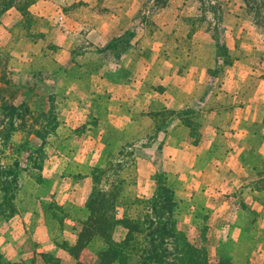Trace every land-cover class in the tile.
Here are the masks:
<instances>
[{
    "label": "crops",
    "instance_id": "1",
    "mask_svg": "<svg viewBox=\"0 0 264 264\" xmlns=\"http://www.w3.org/2000/svg\"><path fill=\"white\" fill-rule=\"evenodd\" d=\"M34 6L28 10H34ZM14 17L11 9L6 10L0 16V29L11 27ZM77 26L73 29L76 43L66 39L56 60L67 72V104L61 107V114L66 115L68 124L74 123L70 128L83 124L86 133L78 139L57 140L66 147L62 153L47 145V178L53 186L47 198L83 209L96 185V170L101 178H116L114 170L124 176L121 185L128 192H120L117 198H149L152 177L165 173L180 182L172 191L176 201L191 202L198 194H227L232 200L230 207L236 211L228 224L233 225L229 233L232 240L240 234L241 211L253 210L258 226L264 224L260 214L264 208V188L260 186L264 172L257 169L249 153L256 146L264 158V137L253 141L246 128V120L252 122L255 114H260L252 102L264 97V81L256 78L246 102L242 97L245 77L241 61L197 60L186 48H164L157 42L151 44L150 52L149 42L141 34L136 39L131 36L123 50H115L114 55L117 45L111 40L122 33L109 37L107 26L84 32ZM214 69L219 72L212 74ZM73 97L80 103L70 105ZM162 113L170 115L163 123ZM220 115H224L223 123ZM260 123L264 129L263 118ZM131 175L134 181H130ZM110 189L108 184L100 191L107 193ZM221 203L225 206L226 200L218 202L224 207ZM14 208L0 221L3 258L19 262L33 256L35 264L75 263L62 245L74 246L80 227L77 220L64 216L58 228L39 202ZM124 235L125 230L119 226L112 231L113 241H121ZM41 255H50L56 261L45 263ZM260 257L258 254L257 261Z\"/></svg>",
    "mask_w": 264,
    "mask_h": 264
},
{
    "label": "rangeland",
    "instance_id": "2",
    "mask_svg": "<svg viewBox=\"0 0 264 264\" xmlns=\"http://www.w3.org/2000/svg\"><path fill=\"white\" fill-rule=\"evenodd\" d=\"M32 5H35L34 10L31 8L30 12L28 9ZM3 7L11 9L15 23L0 29V106H12L16 110H0V221L14 211L15 205L32 206L37 202L58 228L64 216L77 220L80 226L87 217L84 207L62 206L60 199L47 198L53 187L52 180L47 178L50 172L47 145L62 153L66 147L57 140L78 139L86 133L83 124L70 128L74 123L68 124L66 115L61 114V107L66 103L67 72L56 60L66 39L76 43L77 34H73L76 24L81 26L79 32L104 25L109 37L122 33L111 40L117 45L114 55L123 50L131 36L136 39L141 34L149 42L150 52L151 44L157 42L164 48H186L197 60L241 61L244 63L240 67L241 74L245 77L242 97L246 102L254 90L256 78L264 81V0H0V10ZM218 72L214 69L211 73ZM77 101L80 103L73 97L70 105H77ZM252 104L260 114L256 113L252 122L248 118L246 128L252 133V140L257 141L264 137L260 123V119H264V97ZM161 116L163 123L170 115L162 113ZM220 116L223 123L224 115ZM257 150L253 146L249 153L257 169L264 172V158ZM261 153H264L262 149ZM96 171L94 191L111 184L107 193L112 198L108 201L113 200L114 215L139 217L144 208L142 202L147 198H117L120 192H128L121 185L124 176L114 170L116 178H101ZM156 175L161 176L156 179L165 189L179 188L176 176ZM131 176L130 181H134V175ZM260 181L264 188V179ZM162 187L157 191H165ZM154 190L153 181L152 194ZM175 197L173 195L176 206L170 208L169 220L175 222L176 229L190 245L204 249L209 263L264 264V224L258 226L253 210L247 208L239 213L243 224L239 226V236L232 240L229 233L233 225L228 224L236 211L230 207L232 200L227 199V194H198L191 202L176 201ZM220 200H226L225 206L221 203L224 207L218 204ZM154 202L163 205L160 198H155ZM261 204L264 206L263 202ZM260 214L264 216L263 207ZM138 225L141 230L146 228L140 220ZM222 233L225 238L219 239ZM62 247L70 252L65 245ZM104 249L102 242L93 237L78 252L77 260L93 264L95 254ZM258 254L262 256L261 261L256 259ZM41 256L45 263L56 261L50 255ZM20 261L35 264L33 256Z\"/></svg>",
    "mask_w": 264,
    "mask_h": 264
},
{
    "label": "trees",
    "instance_id": "3",
    "mask_svg": "<svg viewBox=\"0 0 264 264\" xmlns=\"http://www.w3.org/2000/svg\"><path fill=\"white\" fill-rule=\"evenodd\" d=\"M5 10L6 8L3 7L0 13ZM0 110L15 111L16 109L4 105L0 106ZM158 177L161 178L160 175H155L153 179L155 190L142 202L144 208L137 218L125 215L116 217L110 194L91 189L84 204L87 217L76 234L74 246L68 248L69 254L76 260L74 264H83L77 260L78 252L84 249L93 237L99 239L105 246L104 250L95 254L93 264H211L206 258L204 249L190 245L183 234L176 229L175 222L169 220L171 209L176 203L172 190L165 189L164 184L158 183L156 179ZM159 186H163L165 191H157ZM109 197L111 199L108 201ZM155 198H160L163 205L158 206L154 202ZM139 220L145 225V229H140ZM116 226L125 230L124 238L119 242L112 239V231ZM137 236L141 237L138 239ZM0 264H33V262L12 263L0 255ZM216 264L226 263L220 261Z\"/></svg>",
    "mask_w": 264,
    "mask_h": 264
}]
</instances>
